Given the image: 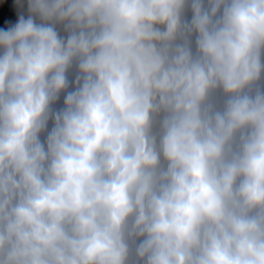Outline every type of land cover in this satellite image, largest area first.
I'll return each instance as SVG.
<instances>
[{"label":"clouds","instance_id":"clouds-1","mask_svg":"<svg viewBox=\"0 0 264 264\" xmlns=\"http://www.w3.org/2000/svg\"><path fill=\"white\" fill-rule=\"evenodd\" d=\"M0 264H264V0H0Z\"/></svg>","mask_w":264,"mask_h":264},{"label":"rangeland","instance_id":"rangeland-1","mask_svg":"<svg viewBox=\"0 0 264 264\" xmlns=\"http://www.w3.org/2000/svg\"><path fill=\"white\" fill-rule=\"evenodd\" d=\"M5 16H7V13H5Z\"/></svg>","mask_w":264,"mask_h":264}]
</instances>
